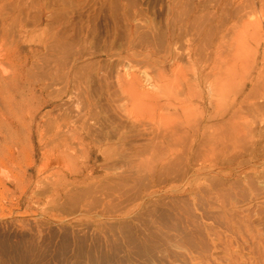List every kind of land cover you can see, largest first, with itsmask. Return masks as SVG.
Masks as SVG:
<instances>
[{
  "label": "rangeland",
  "instance_id": "374dc122",
  "mask_svg": "<svg viewBox=\"0 0 264 264\" xmlns=\"http://www.w3.org/2000/svg\"><path fill=\"white\" fill-rule=\"evenodd\" d=\"M19 1L20 23L30 30L23 45L36 44L44 29L65 37L27 69L28 79L15 78L19 19L7 20L10 35L1 40L13 0H0V264H264V239L234 233L210 207L218 195H236L240 206L264 198V161L253 157L258 139L264 144L263 38L259 86L241 108L249 128L241 141L243 120L228 105L246 71L228 86L225 115L212 126L199 124L206 114L199 107L181 115L183 104L201 103L190 58L225 69L233 63L232 32L223 47L210 46L220 0ZM250 4L240 13H251ZM252 13L264 18L260 6ZM220 15L228 22L229 8ZM132 53L154 54L150 75L165 70L180 79L154 84L145 68L128 64ZM121 74L137 75L138 100L124 99ZM169 92L174 109L165 104ZM44 98L51 104L39 110ZM133 101L137 116L128 109ZM89 103L95 116L86 119ZM167 111L175 112L171 124ZM168 125L177 133L165 139ZM261 215L251 218L259 223Z\"/></svg>",
  "mask_w": 264,
  "mask_h": 264
},
{
  "label": "bare ground",
  "instance_id": "6f19581e",
  "mask_svg": "<svg viewBox=\"0 0 264 264\" xmlns=\"http://www.w3.org/2000/svg\"><path fill=\"white\" fill-rule=\"evenodd\" d=\"M245 3V0H220L217 4L216 8L214 9V17L213 21L216 22L213 28V34L215 37H218L216 40L215 37L212 36V39L210 41V46L215 47L216 49H219L223 47L224 42H227V40H224L225 37H227V34L229 35L230 41H229V48L233 50V63L228 67L227 69L223 68L222 65H201L197 61V58H190L191 62L197 66L196 70V83L195 85L197 87V92L194 93L195 98H199L201 100V103L198 102H188L181 106V115L188 117L192 110L193 106L201 108L202 112H205L206 114L202 116L200 119L199 124L202 125L204 128H208L212 126L213 121L215 119L223 118L225 115V110L223 108L224 101L227 97V94L230 92V88L228 86L232 87V81L237 79H243V73L245 71L247 72L248 81L241 83L240 87L238 88V91L234 93L233 99L230 101V104L228 105L229 109H233L232 113L233 115H238L239 118H242L243 121L238 122L237 129L240 132L239 140L244 141L249 133L247 122L244 119L243 114L241 113V108L244 104V102L247 99L253 100L255 98L258 84V79L260 78L261 71H259V52L262 48V45L257 42V39L259 37L263 38L264 40V18H257L253 16L252 12H256V7L260 6L261 9H264V0H251V4L249 7H252L251 13L249 12H243L240 13L241 7H243ZM23 4L19 0H13V7L12 10L9 11L4 17L1 19V25H2V35L1 40H5L6 37L10 35L8 32V25L12 24L13 21H17L16 19H19L18 23V33H17V45H16V52L20 51V46L22 47L23 55L19 54L17 56H14L11 58V62L22 71L18 72L16 69L14 77L20 78L21 80L28 79L29 73L26 72L27 69H31L34 66H36L38 59L42 56L43 53H51L52 51L58 50V46L61 44V37H65L63 34L57 35V33H54L52 35H49L47 31L44 29L41 31V34L38 36V41L36 44H31L29 47L26 46L24 43V40L26 41V38L28 34L30 33L28 29L25 28V25L23 23H20V14L22 13ZM39 21L38 24L43 21L44 15L49 11L47 4L39 3ZM229 8L230 11V19L228 22H231V25L226 22H221V15L220 11ZM200 9L199 4H195L194 10L197 11ZM8 19H11L12 22L7 21ZM51 38H54L53 40ZM227 44V43H226ZM27 47V48H25ZM264 47V46H263ZM255 50V51H253ZM253 51V52H252ZM214 52L216 51H212ZM144 55V56H143ZM142 56L138 54H131V57L129 59L128 64L132 65L133 63L136 64L139 68H145L144 71L146 72V75L148 76L151 81L154 82V84H157L158 86H162L160 84V81H162L164 78L170 79V82H177V79H180V76L173 77V75H165V70H162L156 75L158 77H155L154 75H150V72L146 69V66L148 64H154L157 60L152 53H145ZM214 59L218 57V54L213 56ZM213 57L210 55V59L213 60ZM263 57H264V50H263ZM143 58V59H142ZM210 60V61H211ZM160 61V60H159ZM134 66V65H132ZM145 66V67H144ZM16 75V76H15ZM160 76V77H159ZM161 80H160V79ZM138 78L137 75H132L131 77H127L124 74H121L118 78V85L122 93L124 94V99L129 102V100L137 99L138 92L134 88V84L137 82ZM204 84H207L210 88L209 92L205 94L204 90L201 89V86ZM172 85V84H171ZM192 86H188V91L192 89ZM39 90L41 93H44L45 86L43 84H40ZM108 90V88H107ZM166 92V91H165ZM152 95V94H151ZM136 97V98H135ZM43 102L39 105V110L41 108H44L45 106L51 104V100L44 98ZM165 104L169 106H173L170 108H175V101L176 96L175 92H169L165 95ZM175 100V101H174ZM158 106V105H157ZM137 103L135 101L131 102V107H128V109L131 111L132 114H135L136 116L139 115L136 111ZM159 107V106H158ZM256 107V106H255ZM151 108V111H156V106L154 109V106L149 107ZM211 108V109H209ZM257 108V107H256ZM226 109V108H225ZM164 110V109H163ZM177 111V110H176ZM167 113L170 115V119L168 120V124H171L172 119L175 117L174 111H167ZM90 115V116H89ZM86 119L94 118L95 112L91 109L90 103L88 108L86 109ZM32 118H35V115L32 116ZM175 123V122H174ZM83 128H87V122H82ZM168 125L165 127V131H163L164 136L169 133H172L171 136L176 134L177 132L174 129V125L171 126ZM264 136V133L262 134ZM86 137V136H85ZM124 134L120 135L119 139L123 142H125ZM63 139H66L64 137ZM166 139V138H165ZM257 145L254 148L253 155L254 158L257 160H260L263 158L264 161V144L261 145V142L258 141L254 144ZM262 162V161H261ZM150 196V195H149ZM216 199L210 207L214 208L218 211V214L227 221L228 226L232 228V231L234 233H238L240 236L244 237L245 234L254 237L259 240V243H262V239H264V216H259V223H255L251 215L252 214H260L261 211H264V198L261 201V204H252V203H246V205H239L240 200H238L236 195H224V196H216ZM212 200V199H211ZM210 200V201H211Z\"/></svg>",
  "mask_w": 264,
  "mask_h": 264
}]
</instances>
